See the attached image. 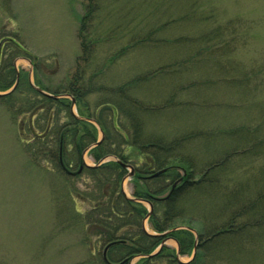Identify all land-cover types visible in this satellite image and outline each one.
Segmentation results:
<instances>
[{"label": "rangeland", "instance_id": "rangeland-1", "mask_svg": "<svg viewBox=\"0 0 264 264\" xmlns=\"http://www.w3.org/2000/svg\"><path fill=\"white\" fill-rule=\"evenodd\" d=\"M7 37L23 47L5 44L3 58L10 56L4 62L13 68L18 56L15 70L24 84L10 98L0 99V264H102L103 260L102 243L84 223L95 198L90 180L83 179L88 174L73 182L56 163L34 165L23 140L35 135L34 128L43 132L46 123L41 117L46 121L50 111L61 121L71 116L68 109L79 114L77 102L72 103L76 98H64L68 103L64 112L51 102L46 103L49 110L32 116L24 106L35 97L24 82L26 74L54 92L69 89L81 69H87V82L102 71L93 78L94 85L115 88L131 79L132 95L149 105H162L156 101L178 89L176 107L153 109L145 118V131L156 136L169 138L241 123L261 124L264 134V0H0V41ZM161 69L170 74L150 76ZM244 73L261 77L254 76L249 85L234 81ZM104 94L90 92L82 102L98 113ZM33 117L36 127L30 124ZM97 133L100 139L101 131ZM205 145L209 148L203 147V155H218L227 144L219 140L211 141V148ZM83 155L88 165L99 163L89 150ZM69 159L74 161L73 154ZM261 168L264 158L239 159V164L225 168V174L232 169L243 179L259 177ZM129 171L122 185L134 197ZM67 182L69 189L89 201L76 200L72 192L68 197ZM219 192L205 189L199 193V204L218 202ZM135 202L149 209L147 202ZM62 209L65 215L58 220ZM186 224L193 232L204 229L193 220ZM143 225L148 233L154 232L148 220ZM261 235L255 232L253 238ZM230 240L214 241L205 264H264V235L249 245ZM166 245L176 254L179 251L174 239ZM193 250L180 253V260L191 262ZM135 257L132 264L142 261Z\"/></svg>", "mask_w": 264, "mask_h": 264}, {"label": "trees", "instance_id": "trees-1", "mask_svg": "<svg viewBox=\"0 0 264 264\" xmlns=\"http://www.w3.org/2000/svg\"><path fill=\"white\" fill-rule=\"evenodd\" d=\"M11 49L13 48L7 51L10 52ZM87 52L86 48L85 53ZM9 58L10 56L5 58L6 61ZM5 59L0 61V79H4L3 82L0 81V91L10 88L9 85L14 83L17 74L9 62H4ZM87 59V55H84V60ZM35 70L38 72V69ZM86 70L78 71L69 89L51 93L72 94L76 98L79 115L91 118L97 125L91 120H78L69 109L71 116L63 121L59 117L54 120L50 111L48 115H51V119L47 117L43 132L37 133L34 129L35 135L23 140L25 151L34 165L39 166L46 161L56 163L73 182L88 174L83 179L90 180L93 185L92 198H95L92 199L93 205L84 223L89 225V231L103 245L102 264H129L135 256L142 258L138 264H205L208 250L218 239L230 237V243L236 238L237 242L249 245L255 244L264 235V168L260 169L259 177L243 179L242 175H234L232 169L225 174V168L231 163L239 164V159L258 162L264 158L261 124L241 123L230 128L185 131L169 138L156 136L145 131V118H149L148 113L153 109L176 107L179 104L176 101L178 89L172 91L167 99L156 101L162 105H149L132 95L134 86L131 79L115 88H108L103 84L94 85L93 78L102 71H97L87 82L84 76ZM156 74L170 73L161 69L150 76ZM261 75L264 77V72ZM254 76L261 77L258 73H244L234 81L249 85ZM22 78L15 91L24 84ZM24 80L26 87L35 96L24 104L31 114L49 110L51 107L46 103L51 102L52 105L54 102L59 105L58 112H64V108H68L64 98L46 97L35 90L30 84L29 74L25 75ZM36 84L49 91L38 78ZM15 91L0 99L10 98ZM93 91L105 93L97 106L101 110L98 113L91 111L89 105L82 102L83 97ZM98 129L103 131L104 138L100 144L89 149L91 157L99 162L104 157L113 155L120 162L111 160L95 167L84 165L83 154L98 140ZM219 140L227 144L220 154L210 155L205 150L208 154L203 155V147L209 148L205 144L210 146L211 141ZM69 154H73V162L69 159ZM121 162L133 165L136 170L131 178L132 195L135 199L126 197L123 192L122 181L127 168ZM238 169H241L236 171L239 174L242 172L241 166ZM161 170L164 171L160 175L151 176ZM249 180H252V184ZM214 188L220 190L219 201L200 205L199 193ZM67 189L68 197L71 198L74 194L76 200L89 201L87 196L69 189L68 182ZM139 199L152 204L153 210L149 216L148 209L142 203L135 202ZM198 204L202 209H198ZM61 214L58 220H62L65 215L63 209ZM146 218L150 227L158 234H150L144 229ZM192 220L204 225L202 232L196 230L198 239L194 237L193 227L186 224ZM258 231L262 235L253 238ZM167 237L178 241L181 254L188 253L196 246L194 259L189 263H181L176 252L167 245L158 253L147 256ZM107 246L105 257L104 250Z\"/></svg>", "mask_w": 264, "mask_h": 264}, {"label": "flooded vegetation", "instance_id": "flooded-vegetation-1", "mask_svg": "<svg viewBox=\"0 0 264 264\" xmlns=\"http://www.w3.org/2000/svg\"><path fill=\"white\" fill-rule=\"evenodd\" d=\"M9 42H13V43H15V45L18 47V43L14 40V39H12V38H10V37H7L6 39H4L3 41L1 40L0 41V61L1 60H3L4 58H3V56L5 55V53H3V51H4V47H6L5 46V44H7V43H9ZM2 57V58H1ZM20 57H22V56H20ZM15 59H18V56L15 58ZM36 67V66H35ZM0 68H2L1 66H0ZM3 69H5V68H3ZM12 69H16L14 66H13V68ZM72 107V106H71ZM71 110H72V108H71ZM37 114V113H36ZM36 114H31L32 116H35ZM72 115H73V113H72ZM49 116V120L51 119V115L49 114L48 115ZM76 117V116H75ZM52 118H53V116H52ZM78 120H85V121H87V120H91V118H88V117H82V116H80L79 114H78V116L76 117ZM34 119H35V117H33L32 119H30V124L32 125V126H34V127H36L35 126V123H34ZM41 121L44 123H46V121H45V117L44 116H42L41 117ZM92 122H94V120H91ZM34 127H32V128H34ZM34 129H36V128H34ZM33 129V130H34ZM83 163H84V156H83ZM84 165H85V163H84Z\"/></svg>", "mask_w": 264, "mask_h": 264}, {"label": "water", "instance_id": "water-1", "mask_svg": "<svg viewBox=\"0 0 264 264\" xmlns=\"http://www.w3.org/2000/svg\"><path fill=\"white\" fill-rule=\"evenodd\" d=\"M18 79L19 78H17V81H16V83L14 84V86L8 91V92H11L12 90H14L15 89V87L17 86V84H18ZM33 86L38 90V91H40V92H42L43 94H45V95H47V96H49V97H56L55 95H52V94H50V93H48V92H45L43 89H41V88H39L38 86H35L34 84H33ZM3 93H0V95H2ZM102 139H103V137L96 143V145L97 144H99L101 141H102ZM110 158H112V159H115V160H118L116 157H113V156H108V157H105V159H103L104 161L105 160H108V159H110ZM165 170V169H164ZM164 170H161V171H159V172H157V173H154L152 176H157V175H159L160 173H162ZM131 175L132 174H134V170L132 169V171H131V173H130ZM174 186H175V184H174ZM150 210L152 211V204H150ZM166 234V233H165ZM165 234H163V235H165ZM165 243V241L162 243V246H163V244ZM196 249V248H195ZM149 256H151V255H149Z\"/></svg>", "mask_w": 264, "mask_h": 264}]
</instances>
